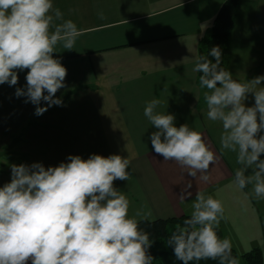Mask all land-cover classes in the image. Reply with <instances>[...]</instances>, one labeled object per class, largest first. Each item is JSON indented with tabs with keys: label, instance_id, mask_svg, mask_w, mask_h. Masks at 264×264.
I'll return each mask as SVG.
<instances>
[{
	"label": "crops",
	"instance_id": "crops-1",
	"mask_svg": "<svg viewBox=\"0 0 264 264\" xmlns=\"http://www.w3.org/2000/svg\"><path fill=\"white\" fill-rule=\"evenodd\" d=\"M224 1L53 0L81 33L73 50L58 46L53 54L67 69L65 87L56 93L63 103L35 115V105L15 96L16 88L26 85L28 70L18 71L17 85H0V164L6 169L0 187L10 182L13 164L40 162L47 168L67 162L69 155L118 154L130 161L131 178L114 182L130 201L129 216L141 208L151 212L147 220L190 216L191 203L202 191L222 201L227 219L218 229L232 249L243 255L260 248L264 255V203L259 206L248 187L234 185L236 155L221 153V125L207 119L206 89L193 71L199 43ZM224 61L233 79L245 75L247 82L264 75V0H239ZM100 87L107 90L106 113L94 105ZM153 99L162 102L157 111L173 114L177 127L188 124L200 132L216 153L208 181L189 176L153 151L149 137L155 129L144 116ZM80 109L86 110L75 113ZM32 118L41 122L29 125Z\"/></svg>",
	"mask_w": 264,
	"mask_h": 264
},
{
	"label": "clouds",
	"instance_id": "clouds-1",
	"mask_svg": "<svg viewBox=\"0 0 264 264\" xmlns=\"http://www.w3.org/2000/svg\"><path fill=\"white\" fill-rule=\"evenodd\" d=\"M80 34L53 0H0V85H17L18 71L28 70L15 96L35 105L37 116L61 106L56 93L65 87L67 69L53 54L58 46L73 50ZM221 62L219 46L195 58L193 71L207 89L206 116L221 125V153L236 154L234 185L251 186V196L264 200V75L241 83ZM249 94L252 106L245 103ZM161 103L153 99L144 109L155 129L149 137L153 151L208 181L216 153L200 132L188 124L177 127L173 114L157 111ZM129 166L118 154L69 155L47 168L40 162L11 165L10 182L0 187V264H153L150 233L140 227L151 212L141 208L129 216L130 201L114 186L131 178ZM191 209L167 240L176 259L238 264L230 239L215 230L227 219L222 201L200 191Z\"/></svg>",
	"mask_w": 264,
	"mask_h": 264
},
{
	"label": "trees",
	"instance_id": "trees-1",
	"mask_svg": "<svg viewBox=\"0 0 264 264\" xmlns=\"http://www.w3.org/2000/svg\"><path fill=\"white\" fill-rule=\"evenodd\" d=\"M239 0H225L217 12L213 21L212 28L209 34L199 43L198 56H207L211 49L219 46L222 51L221 66L225 69L224 54L230 44V37L235 26V18L237 15ZM209 59L215 62V58L208 56ZM201 73H198V84ZM190 216L184 215L180 217L156 220H143L140 227L150 233L149 239L152 241V246L149 249L150 255L153 256V264H182L177 260L173 248L168 246L167 240L171 237L176 227L183 226L185 219ZM218 236L223 239L220 229H215ZM232 256L239 259L236 251L232 249ZM241 264H264V255L260 248H255L243 254ZM190 264H218L217 260H201L190 262ZM238 264L239 261H238Z\"/></svg>",
	"mask_w": 264,
	"mask_h": 264
},
{
	"label": "rangeland",
	"instance_id": "rangeland-1",
	"mask_svg": "<svg viewBox=\"0 0 264 264\" xmlns=\"http://www.w3.org/2000/svg\"><path fill=\"white\" fill-rule=\"evenodd\" d=\"M235 73L234 72H232V75H234ZM235 80H237L238 82H241V83H243V82H246V76L245 75H243V76H237V77H235L234 78ZM96 89V88H95ZM204 89H206V88H204ZM97 90V89H96ZM107 90L106 89H104L103 90V87H100V91L99 92H101L99 95H98V97H97V95H94L93 96V100H94V105H95V107L98 109V108H101V109H99V110H103L104 108H105V110H104V112L106 113V104L104 103V101L105 102H107L108 101V98L106 97L107 96V92H106ZM205 91H207V89L205 90ZM250 97L254 100V98L251 96V94H249V96H248V99L245 101V103H246V106H250ZM106 105V106H105ZM202 106H204V107H206V102H205V99H204V97H203V99H202ZM83 107H85V108H87L88 106L86 105V104H83ZM82 107V108H83ZM96 109V110H97ZM86 109H80V110H78V111H76L75 113H81V112H84ZM99 112V111H98ZM75 113H73L72 114V116L75 114ZM87 114H90V111H88L87 112ZM105 115V114H104ZM41 122L38 118H32L31 119V121H30V123H29V125H33V124H36L37 122ZM118 120H115V122H117ZM47 122H49V121H47ZM74 122H75V120H74ZM97 122V121H96ZM114 122V123H115ZM45 126H48V127H50L51 125H49V123H46V125ZM102 128H106V126H101ZM98 128H99V126H98ZM107 128H109V127H107ZM3 148V144L2 145H0V151H1V149ZM235 154V153H234ZM236 155V154H235ZM4 156L6 157V155L4 154ZM228 161H229V163L233 166V164H234V169H235V163H234V160H233V158L228 154ZM2 165L0 164V174L2 173V172H6V169L5 168H2L1 167ZM236 169H237V167H236ZM235 169V170H236ZM248 188H249V190L251 191V186L249 187L248 186ZM256 200V202L259 204V206H261L264 202H262V201H264V200H257V199H255ZM262 202V203H261ZM262 213L264 214V209L262 210ZM263 214H262V216H263ZM264 218V217H263ZM237 253V252H236ZM237 255H238V257H239V259H238V261H239V263L241 264L242 263V260H241V254H238L237 253Z\"/></svg>",
	"mask_w": 264,
	"mask_h": 264
}]
</instances>
